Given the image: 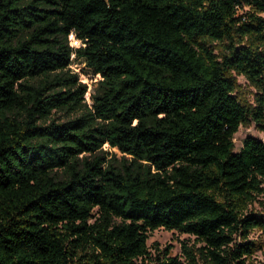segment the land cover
<instances>
[{
  "label": "trees",
  "instance_id": "16d2710c",
  "mask_svg": "<svg viewBox=\"0 0 264 264\" xmlns=\"http://www.w3.org/2000/svg\"><path fill=\"white\" fill-rule=\"evenodd\" d=\"M263 13L0 0V264H247L262 249L249 234L264 240V143L235 152L233 137L264 132ZM72 56L100 78L90 106ZM158 229L193 243L152 258Z\"/></svg>",
  "mask_w": 264,
  "mask_h": 264
},
{
  "label": "rangeland",
  "instance_id": "374dc122",
  "mask_svg": "<svg viewBox=\"0 0 264 264\" xmlns=\"http://www.w3.org/2000/svg\"><path fill=\"white\" fill-rule=\"evenodd\" d=\"M261 16L264 18V13L261 14ZM68 40L71 47L76 48L80 45L79 41H77L71 35L69 36ZM71 60L72 62L68 69L71 73L77 74L79 81L87 86V92L84 96V99L87 105L90 106L92 104L90 95L97 87L100 78L98 75H93L81 60H76L74 56L71 57ZM237 80L244 91H253L252 88L248 87L247 82L242 77H237ZM74 117L75 115L65 114L63 111H60L52 114L51 119H54L57 123H62ZM247 137L257 139L264 143V132L258 130L254 124H251L248 127H239L237 133L233 137L235 152L241 149L243 141ZM103 151L107 152L108 156L113 154L112 150L108 148L107 145L103 146ZM248 238L250 240L259 239L262 242V249L256 251L254 255L249 259L247 264H264V240H261V238H259V233L257 232L250 233ZM184 242L191 245L193 243V238L184 234H178L174 231L158 229L149 233L147 246L149 247L152 258H155L158 255V251L163 250L166 247H168V249L170 250L171 256H179L181 254V245Z\"/></svg>",
  "mask_w": 264,
  "mask_h": 264
},
{
  "label": "built area",
  "instance_id": "2783aa9c",
  "mask_svg": "<svg viewBox=\"0 0 264 264\" xmlns=\"http://www.w3.org/2000/svg\"><path fill=\"white\" fill-rule=\"evenodd\" d=\"M246 9V8H245Z\"/></svg>",
  "mask_w": 264,
  "mask_h": 264
}]
</instances>
